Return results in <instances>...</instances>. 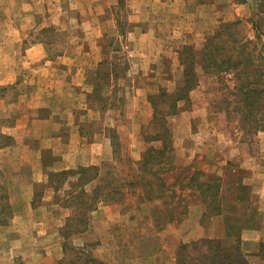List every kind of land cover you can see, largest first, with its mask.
I'll list each match as a JSON object with an SVG mask.
<instances>
[{"label":"crops","instance_id":"obj_1","mask_svg":"<svg viewBox=\"0 0 264 264\" xmlns=\"http://www.w3.org/2000/svg\"><path fill=\"white\" fill-rule=\"evenodd\" d=\"M186 2L164 0L163 3L169 5L166 11L170 16L180 21L181 16H188L184 14ZM216 2L206 0L202 5L203 33L212 31L221 16L225 20L244 16L247 0L232 2L229 15L214 10ZM173 5L175 10L171 9ZM4 46L5 53L10 51L11 45ZM37 50L35 45L25 52ZM43 52L44 45L39 43L36 85L18 101L21 110L15 113L13 125L0 128L13 141L9 146L0 147L1 168L9 184L5 194L12 210L7 223L1 225L0 264H57L63 259L62 227L72 208L55 199V190L48 180L50 172L116 164V138H125L133 166L151 146L152 136L145 140L140 137L144 130L149 131L150 113L141 114L139 97L132 96L138 101L135 106H123L125 124L110 107L102 109L96 104L90 107L88 96L93 87L86 81L91 64L87 55L77 59L73 53H66L45 60ZM7 60L6 54L0 56L1 80L17 76L13 71L19 64ZM99 63L91 67L94 74ZM138 64L140 68L147 63L142 60ZM181 78L166 81L177 86ZM197 93L200 96L198 89L190 91L189 99L197 98ZM6 104V101L0 104L1 110L8 107L11 111V104L4 107ZM199 114L206 119L201 120L200 136L190 131L189 124L197 114L177 109L171 118L176 161L166 173L169 193L152 203L134 200L131 211L120 200L100 201L89 212L86 229L75 242L89 244L94 238V256L105 264H264V139L252 155L241 149V142L224 136L213 117L220 118L222 112H209L201 104ZM94 122L98 125L91 130L89 124ZM236 161L238 171L243 174L238 182L231 180L232 187L218 183L208 190L201 188L203 184L206 188L211 180L215 185L223 178L225 167L227 172L234 173ZM189 169L201 178L196 191L188 187ZM175 179L179 181L178 186L170 182ZM212 194L210 201L208 197ZM177 203L178 207L173 208ZM155 207L168 210L161 217H152Z\"/></svg>","mask_w":264,"mask_h":264},{"label":"rangeland","instance_id":"obj_2","mask_svg":"<svg viewBox=\"0 0 264 264\" xmlns=\"http://www.w3.org/2000/svg\"><path fill=\"white\" fill-rule=\"evenodd\" d=\"M205 1L187 0L184 14L188 16H181L179 21L177 18L173 19L170 12L166 11L169 5L166 6L163 3L164 0H40V4L39 0H0V56L6 54L7 62L19 64L13 71L17 74L14 79L1 80L0 78V104L6 101L13 107L11 111L7 104L4 106L7 107L5 111L1 110L3 107L0 108V128L13 125L12 121L17 115L15 113L21 110V107L17 106L18 101L24 99L23 96L29 92L28 89L30 90L32 85H36V76L39 75V69H37L39 43L44 45L42 54L45 60H53L66 53H73L77 59L85 54L91 59L90 68L86 72L87 84L93 87L89 94L91 97L88 99L91 101L90 107L94 106L93 104L101 105L97 97H102V104L115 110L114 115L116 114L118 119H122V122L127 124V119L122 117L123 106L125 108L127 104L135 106L138 101L132 99V96H136L140 100L141 114L150 113V119L147 121L149 131L144 130L140 137L145 140L152 136L149 141L151 146L148 147H153L155 150L145 156L143 152L136 166L132 165L127 142L121 137V140L116 138L115 156L118 161L116 164L102 163V165L88 166V168L94 167L95 170L89 169L84 172L79 171L77 167L70 169L65 175L61 173L67 170L55 171L54 175L48 179L49 184L55 187V199L59 204L71 205L72 208L71 215L62 227L64 256L57 264H105L94 256V238L90 236L92 242L84 245L74 241L86 229L91 211L88 208L95 205L97 207L102 201L99 198L106 196L105 199L108 201L112 197L118 198L131 211V202L134 200L152 203L153 200L169 193L170 186H167L169 181L165 179L168 175L166 169L172 168L176 161L171 118L176 114L177 109L197 114L193 120L189 121L190 131L196 132V135H199V129L203 126L201 120L203 122L206 120L205 116L198 115V107L201 104L205 105L209 112H222L220 118L217 115L213 117L224 136L241 142V149L247 153L254 155V152L259 150V141L264 139V96H257L260 101H254L252 107L246 105L245 103L250 104L253 100L248 98L245 102L242 94L234 88L233 68L223 70L224 66H221L211 72L203 69L201 62L197 61L194 74V78L197 77V85L190 91L198 89L200 96L197 93L195 99L199 102H195V99L190 100L187 95V98L176 102V111L173 114L166 112L169 109L167 97L176 88L166 80L182 77L179 55L182 54L188 59L189 53L183 51V47H191L196 57H199V52L207 38L212 37L217 29L221 33L217 39L214 38L211 41L212 44L225 49L223 53L226 54L227 39L234 37L237 42L231 41V46L237 51L233 52L237 60L240 59L237 57L240 55L238 40L245 38L255 40L256 38L255 43L251 42L247 46L249 53L247 62L256 66L259 71L264 68V35H261L264 32V0H247L244 16L241 19L235 17L225 20L221 16L212 31L203 33L201 10ZM239 1L244 0H217L214 10L229 15L228 9L231 3ZM171 9L175 10V5ZM9 32L10 35H8ZM257 33L260 34L255 37ZM7 44L11 45L10 51L5 53L2 47ZM35 45H38L37 51L25 52L26 49ZM27 55H30L34 62L28 63L31 58L26 59ZM220 59L225 58L221 55ZM142 60L147 63V66L138 68V63ZM99 61L96 76L91 67L94 68ZM106 73H108L109 81L102 77L106 76ZM246 74L250 78L258 73L249 71ZM240 76H242L241 80H245V74ZM263 77L262 74L259 76L261 82ZM258 86L260 85L256 87ZM107 94L109 96L105 98ZM153 107H156L159 112L155 118ZM96 109H99L98 106ZM93 112L103 115L95 109ZM109 122L110 120L108 124ZM94 123L89 124L91 130L98 125V122ZM159 124L167 126V141L161 136L163 131L159 130ZM219 138L221 139V136ZM11 144L13 141L7 131L5 133L0 131V147ZM164 146L166 147L163 148ZM157 149L162 150L158 152ZM149 156L158 162L152 165L151 170L157 173L161 182L152 180L148 167L143 166V157L149 160ZM234 164L237 166L236 171L227 172L228 167H225L223 178L220 177L215 185L219 183V186L232 187V181H239L243 173L238 171L239 162L236 161ZM5 174L0 162V232L3 229L1 225L7 223L12 212L5 194L9 185H7ZM92 175L94 179L86 181L85 178ZM135 175L139 176L138 179ZM146 179L150 185L144 184ZM200 180L196 171L189 169L188 187L196 191ZM170 182L179 185L178 179ZM210 184L213 185L214 182L211 180L208 182V185ZM204 185L201 186L202 189H205ZM167 188L169 189L166 190ZM77 195L79 197L76 198ZM38 198L39 195L34 198V203ZM208 199L211 201L210 196ZM174 207L177 208L178 203L173 205ZM167 210V207L164 210L155 207L151 211V216L161 217ZM208 212L210 214V208ZM140 216L144 218L143 215L140 214Z\"/></svg>","mask_w":264,"mask_h":264},{"label":"trees","instance_id":"obj_3","mask_svg":"<svg viewBox=\"0 0 264 264\" xmlns=\"http://www.w3.org/2000/svg\"><path fill=\"white\" fill-rule=\"evenodd\" d=\"M238 22V21H236ZM231 26V25H228ZM221 31H219V29H217L214 34L212 35V37H208L206 40L205 45L203 46L202 50L199 52L200 56L196 57L194 51L192 50L191 47H183V51H186L188 53V56L186 58L183 57L182 54L179 55V59H180V65L182 66V78L180 80V82L177 84L175 91L169 95L167 97V99L169 98V109L166 111L167 113H171L173 114L176 111V102L180 101L182 99L187 98L188 92L195 87V85H197V77L196 79L194 78V74L196 71V64L200 61L201 62V67L207 71H211L214 72L216 71V69H219L221 66L223 67V70H228L230 68H233V70L235 71L234 75H235V80H234V88L237 89V91L242 94V98L243 100L246 102V99L251 98L253 101L249 104V103H245L246 105H250L251 107L254 104V101L258 102L260 101L257 96H264V77L261 78V80L259 79V76H264V68L259 71L256 66H252L250 65L247 60L249 59V53L247 51V46L252 42L255 43L256 42V38L255 40L253 39H248L245 38L244 40H238L239 41V50L238 52L240 53V55H238L237 57L240 58L239 60L236 59V55L233 54L234 50L236 51V49L234 47L231 46V41L233 42H237V40L233 37L230 38L228 37L227 39V52L226 54L223 53V50L225 51V49H220L218 48L219 45H213L212 44V40L214 38L217 39V37H219L218 35H220ZM230 33V32H229ZM260 33L255 34V37H257V35L259 36ZM261 35H264V32H262ZM209 45V46H208ZM237 52V51H236ZM223 56L225 59H220V56ZM198 58V59H196ZM218 58V59H217ZM198 61V62H197ZM256 72L258 74L253 75L252 77H248V75L246 74L247 72ZM241 74H245L244 79L245 80H241L242 76H240ZM95 75H98V70L95 71ZM108 73H106V76H102L105 79L107 78ZM241 78V79H240ZM257 78L259 80H257ZM237 85V86H236ZM257 85H260L258 87H256ZM91 97V95H89L88 99ZM100 102H101V106L102 109L104 107V105L102 104V97H97ZM154 110V118L155 116L159 113L156 109V107H153ZM163 114V113H162ZM161 115V114H160ZM162 117V116H161ZM156 125V124H155ZM159 130L163 131V138L165 139V141L168 140V136H167V126L166 124H159ZM159 136V135H158ZM168 143V142H167ZM166 145V144H165ZM169 145V144H168ZM166 146H164L163 148H165ZM155 150L153 147H148L143 155H148L150 151ZM158 152H160V150L162 149H157ZM150 158V156H149ZM153 158V157H152ZM152 158H150L149 160H146L144 157L142 159V163L143 166H147L149 171L151 172V176H152V180H157L158 182H161L160 177L157 175L156 172H153L151 170L152 165L157 164L158 162L154 161ZM89 169H94V167H79V171H86ZM161 169V168H160ZM171 168H167L166 170H170ZM165 171V170H164ZM69 170L62 172L61 174H66L68 173ZM81 174V173H80ZM52 175H54L53 172L49 173V179L50 177H52ZM146 178V177H145ZM86 181H92L94 179L93 175L91 177L85 178ZM145 185H150V182L148 181V179H146V181L144 182ZM216 185H208L205 190L210 189L211 187H214ZM55 189V187H53ZM81 193L83 194V192L81 191ZM113 193L116 194V192L113 191ZM79 197V195L76 196V198ZM210 197H214V195L212 194V196ZM106 198V196H105ZM105 198H99V200H104ZM119 200L118 198H111V200ZM106 200V199H105ZM112 200V201H113ZM96 206V205H95ZM94 206V207H95ZM94 207H89L88 210H93Z\"/></svg>","mask_w":264,"mask_h":264}]
</instances>
